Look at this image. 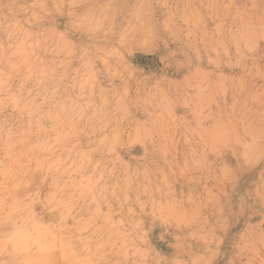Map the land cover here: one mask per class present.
I'll return each instance as SVG.
<instances>
[{
  "label": "rangeland",
  "instance_id": "1",
  "mask_svg": "<svg viewBox=\"0 0 264 264\" xmlns=\"http://www.w3.org/2000/svg\"><path fill=\"white\" fill-rule=\"evenodd\" d=\"M0 264H264V0H0Z\"/></svg>",
  "mask_w": 264,
  "mask_h": 264
}]
</instances>
